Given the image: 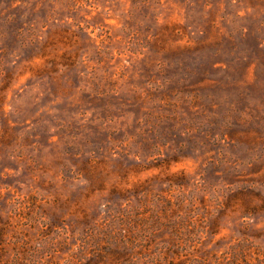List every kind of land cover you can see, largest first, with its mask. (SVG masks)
I'll return each mask as SVG.
<instances>
[{"label": "rangeland", "instance_id": "rangeland-1", "mask_svg": "<svg viewBox=\"0 0 264 264\" xmlns=\"http://www.w3.org/2000/svg\"><path fill=\"white\" fill-rule=\"evenodd\" d=\"M0 264H264V0H0Z\"/></svg>", "mask_w": 264, "mask_h": 264}, {"label": "trees", "instance_id": "trees-1", "mask_svg": "<svg viewBox=\"0 0 264 264\" xmlns=\"http://www.w3.org/2000/svg\"><path fill=\"white\" fill-rule=\"evenodd\" d=\"M10 21L12 20L8 19L6 23H9ZM22 32L21 29H18L17 31V38L20 39V41H24ZM142 215L143 214H141L138 219L127 215L126 219L119 220V223L117 222L118 226L111 224V228L103 231V235L107 238L105 243L109 248L107 254L120 259L123 256V253H126L127 251L130 252V250L137 248V246H135L138 244L137 238L140 231H142V229H139V226L148 228L145 221H143V223L141 222L142 220L147 219L144 218V216L142 217ZM113 244H116L117 248L113 249L111 247Z\"/></svg>", "mask_w": 264, "mask_h": 264}]
</instances>
